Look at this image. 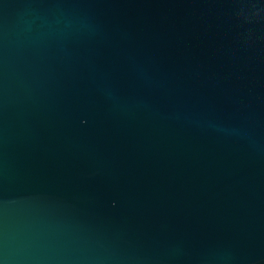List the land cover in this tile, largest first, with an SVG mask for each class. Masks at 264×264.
<instances>
[{
    "label": "water",
    "instance_id": "95a60500",
    "mask_svg": "<svg viewBox=\"0 0 264 264\" xmlns=\"http://www.w3.org/2000/svg\"><path fill=\"white\" fill-rule=\"evenodd\" d=\"M0 264H264V0H0Z\"/></svg>",
    "mask_w": 264,
    "mask_h": 264
}]
</instances>
